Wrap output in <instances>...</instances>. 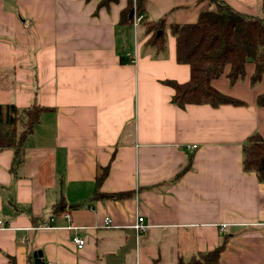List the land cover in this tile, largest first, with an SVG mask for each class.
Here are the masks:
<instances>
[{
    "label": "crops",
    "instance_id": "0c3cea01",
    "mask_svg": "<svg viewBox=\"0 0 264 264\" xmlns=\"http://www.w3.org/2000/svg\"><path fill=\"white\" fill-rule=\"evenodd\" d=\"M101 1L0 0V103L54 108L18 160L13 148L0 150V264H29L38 250L47 264H177L222 240L219 264H264V180L243 167L248 136L264 137L256 102L264 75L253 83L247 62L235 84L229 68L213 80L245 104L178 107L163 83L190 78L189 65L176 61L175 37L156 57L144 48L152 33L120 24L129 0ZM219 1L264 17V0ZM216 4L142 0V15L195 22ZM107 165L101 190L133 196H93ZM64 210L77 228H66ZM138 215L148 224L140 235ZM51 218L53 227H43Z\"/></svg>",
    "mask_w": 264,
    "mask_h": 264
},
{
    "label": "trees",
    "instance_id": "16d2710c",
    "mask_svg": "<svg viewBox=\"0 0 264 264\" xmlns=\"http://www.w3.org/2000/svg\"><path fill=\"white\" fill-rule=\"evenodd\" d=\"M110 1L102 0L108 4ZM132 0L121 11L120 24L133 23L131 15ZM217 9L201 11L195 22L166 23V18L149 20L142 18L141 27L144 35L152 33L144 44L145 50L154 51L155 56L166 53L168 38L167 25L176 41V61L188 64L190 78L185 82L174 79L163 80L175 90L171 102L185 108L188 104H245L217 89L213 80L224 74L231 84L245 76L247 62L255 64L251 77L253 83L264 75V17H251L217 0ZM139 12L142 14V0L139 1ZM256 102L264 106V91L257 96ZM54 110L36 102L27 107H18L15 103H0V150L13 148L17 159L27 137L40 123L45 111ZM18 160V159H17ZM243 167L254 171L260 180H264V137L259 132L248 136L243 145ZM14 168V167H13ZM109 165L101 167L96 176L93 196L99 199H124L133 196L134 191L105 192L101 185L109 173ZM57 208L64 209L65 201ZM225 246L224 240L212 250L197 251L189 260L181 256L177 264H219ZM11 260L13 258L11 257ZM29 264H35L31 259ZM152 264H158L154 260Z\"/></svg>",
    "mask_w": 264,
    "mask_h": 264
},
{
    "label": "built area",
    "instance_id": "2783aa9c",
    "mask_svg": "<svg viewBox=\"0 0 264 264\" xmlns=\"http://www.w3.org/2000/svg\"><path fill=\"white\" fill-rule=\"evenodd\" d=\"M135 11H136V8H134L133 20H134V25H137V24H139V21L142 20L143 15L137 11L135 13ZM188 147L190 148L191 146L188 145ZM193 147H196V145H193ZM63 215L66 218V220L68 221V226L66 228H68V229L77 228V226L74 225L73 216L69 210H64ZM53 221H54V218H51V220L49 222L45 223L43 227H48V228L53 227V224H52ZM104 223L106 225H111V224H113V219L111 217H105ZM1 227H5V223L3 220H0V228ZM132 227L136 231L137 235H140L141 233H143L147 229L148 224L145 222V219L142 215H138L136 218V222L132 225ZM73 241L79 249H81L85 245V240L78 235H76L73 238Z\"/></svg>",
    "mask_w": 264,
    "mask_h": 264
},
{
    "label": "rangeland",
    "instance_id": "374dc122",
    "mask_svg": "<svg viewBox=\"0 0 264 264\" xmlns=\"http://www.w3.org/2000/svg\"><path fill=\"white\" fill-rule=\"evenodd\" d=\"M139 1L140 0H132V6H131V15L130 16H132V19H133V17H134V15H133V12H134V8H136V11L137 12H139ZM211 9H217V6L216 5H213V7L211 8ZM136 11H135V13H136ZM166 18V23H168L169 22V18L168 17H165ZM133 23H134V20H133ZM137 26V30L138 31H140V29L142 28L141 27V20L139 21V24H137L136 25ZM141 27V28H140ZM134 28V26L132 25L131 26V29H133ZM169 29V27H168V25H167V30ZM171 33V32H170ZM170 33H168L167 32V38H169V36H173V35H171ZM164 83V82H163ZM132 123V122H131Z\"/></svg>",
    "mask_w": 264,
    "mask_h": 264
},
{
    "label": "water",
    "instance_id": "95a60500",
    "mask_svg": "<svg viewBox=\"0 0 264 264\" xmlns=\"http://www.w3.org/2000/svg\"><path fill=\"white\" fill-rule=\"evenodd\" d=\"M33 258L35 264H47L46 261L43 259V253L41 250L34 251Z\"/></svg>",
    "mask_w": 264,
    "mask_h": 264
}]
</instances>
